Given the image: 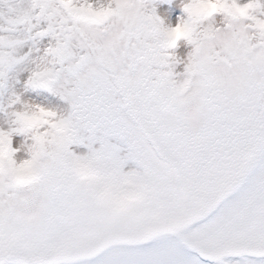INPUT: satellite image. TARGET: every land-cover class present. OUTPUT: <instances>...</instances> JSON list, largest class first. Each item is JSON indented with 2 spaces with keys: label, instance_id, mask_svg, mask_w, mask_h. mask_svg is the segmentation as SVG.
<instances>
[{
  "label": "snow or ice",
  "instance_id": "6c2138e0",
  "mask_svg": "<svg viewBox=\"0 0 264 264\" xmlns=\"http://www.w3.org/2000/svg\"><path fill=\"white\" fill-rule=\"evenodd\" d=\"M159 2L0 0V264H264V0Z\"/></svg>",
  "mask_w": 264,
  "mask_h": 264
},
{
  "label": "bare ground",
  "instance_id": "6f19581e",
  "mask_svg": "<svg viewBox=\"0 0 264 264\" xmlns=\"http://www.w3.org/2000/svg\"><path fill=\"white\" fill-rule=\"evenodd\" d=\"M172 4L174 5V7L177 8V4L178 3L173 2ZM178 8H181V7L178 6ZM159 12H160L161 15L165 16L167 19H168L167 16H169L171 14L170 11H169V8H164V7L163 8H160ZM176 15L180 16L181 14H180V12H178V13H176Z\"/></svg>",
  "mask_w": 264,
  "mask_h": 264
},
{
  "label": "rangeland",
  "instance_id": "374dc122",
  "mask_svg": "<svg viewBox=\"0 0 264 264\" xmlns=\"http://www.w3.org/2000/svg\"><path fill=\"white\" fill-rule=\"evenodd\" d=\"M159 6H160V5L158 4V5H157V8H158V9H159ZM176 18H177L176 14H174V13L172 12L171 17H170L169 20L175 22Z\"/></svg>",
  "mask_w": 264,
  "mask_h": 264
}]
</instances>
